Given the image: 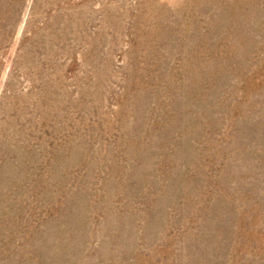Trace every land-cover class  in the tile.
<instances>
[{"label": "rangeland", "instance_id": "obj_1", "mask_svg": "<svg viewBox=\"0 0 264 264\" xmlns=\"http://www.w3.org/2000/svg\"><path fill=\"white\" fill-rule=\"evenodd\" d=\"M0 264H264V0H0Z\"/></svg>", "mask_w": 264, "mask_h": 264}]
</instances>
